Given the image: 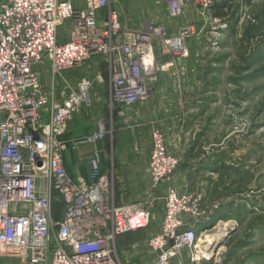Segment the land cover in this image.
Here are the masks:
<instances>
[{"label":"built area","instance_id":"obj_1","mask_svg":"<svg viewBox=\"0 0 264 264\" xmlns=\"http://www.w3.org/2000/svg\"><path fill=\"white\" fill-rule=\"evenodd\" d=\"M153 1L164 11L163 24L175 21L173 27L147 13L144 26L126 22L118 0H0V257L19 264H132L119 260L116 242L148 230L152 196L117 204L115 169L102 170V149L87 157L86 178L69 175L64 153L106 137L101 118L88 133L67 134L74 115L91 106L95 83L105 86L114 124L128 125L127 110L152 93L159 69L176 67L182 76L188 41L199 33L195 23L180 21L184 5L204 17L219 0ZM222 19L213 17L215 23ZM93 57L100 64L93 78L72 83L64 75ZM159 57L167 60L160 64ZM44 63L50 88L36 69ZM179 164L161 131L152 128L150 184L167 186L159 231L144 239L152 254L147 264L209 259H201L196 245L194 227L204 218L200 197L169 184ZM56 203L62 204L59 214Z\"/></svg>","mask_w":264,"mask_h":264},{"label":"rangeland","instance_id":"obj_2","mask_svg":"<svg viewBox=\"0 0 264 264\" xmlns=\"http://www.w3.org/2000/svg\"><path fill=\"white\" fill-rule=\"evenodd\" d=\"M118 1L122 6V19L126 22L128 19L133 25L147 24L149 21L141 18L145 13L149 19L163 26L171 24L173 27L175 23L168 20L163 24V20L167 19L155 1L152 5L147 2L149 0ZM251 1L227 0L228 16L222 17L219 23L213 21L211 11L202 17L190 3L192 13L188 16L189 22L196 24L199 33L188 42L189 57L183 65L184 74L178 77L176 67L159 69L153 87L155 89L163 82L170 84L167 92L175 95L180 113L186 117L183 124L180 122L181 135H185L186 143L180 148L187 149V158L184 156L180 160L177 170L187 167L188 176L192 172L202 173L207 181L205 196L200 190L202 187L196 185L190 192L200 197L203 211V220L194 227L198 255L201 259L209 258L202 264H211L209 261L217 257L225 245H228L223 259L225 263L227 258L237 261L256 256L259 259H254H261L259 263L264 264V0ZM63 26L58 28L59 39L64 34ZM98 63L93 70L85 63L78 69L64 72V75L71 74L68 75L72 78L71 82L82 77L93 78L100 71ZM38 68L41 69V83L50 88L47 63L39 64ZM186 82L192 83L194 90H177L181 83ZM202 84L212 89L201 91L199 86ZM91 91H97L102 103L94 101L91 94L92 104L86 109L90 110L88 112L95 109L91 116L97 114L99 118L91 119L96 122L101 118L104 121L105 140L112 142L121 124L116 125L111 120L105 86L95 83ZM202 92L208 96H201ZM53 96L57 97L56 90ZM97 103L100 106H96ZM152 125L161 131L158 124ZM169 132L173 133L174 129ZM114 186L116 193V183ZM166 186L152 188L149 185L148 193H151L153 205L157 201L163 203ZM157 195L162 196L157 198ZM55 208L60 212L62 204ZM221 208L227 215L225 219H219ZM208 216L213 217L212 221L202 227ZM237 224L245 226L235 234H228L229 229ZM142 241V235L134 238L135 243ZM220 241L223 244L216 245ZM246 245L247 249L243 250ZM116 247L118 258L124 263L118 240Z\"/></svg>","mask_w":264,"mask_h":264},{"label":"crops","instance_id":"obj_3","mask_svg":"<svg viewBox=\"0 0 264 264\" xmlns=\"http://www.w3.org/2000/svg\"><path fill=\"white\" fill-rule=\"evenodd\" d=\"M147 2L151 3V5L153 4V0H149ZM189 4L190 3H186L184 6V13L181 18L183 20H181L183 23H188L190 20V17L188 16L191 15L192 11ZM62 31L64 32V29H62ZM97 59L99 61V58ZM97 59L96 57H93L86 61L87 67L93 70L94 65H96L98 62L96 61ZM166 60L167 59L165 58H158L160 64H163ZM98 67H100L99 63ZM36 69L41 72V69H39L38 66H36ZM68 75L71 74L68 73ZM68 75L65 74L69 81H72V78ZM157 86L158 87L153 89L152 93L145 100L134 105L132 109L127 110V113L131 116L132 119L128 125H124L123 123H121V125L117 128L118 132L114 141L110 142L104 139L99 143L92 145L84 144L81 145L76 151H66L64 153V164L71 177H73L74 179L79 177H87L86 159L93 149L98 148L102 149V170L105 171L109 169L111 165L115 169V202L117 204L137 202L150 196L151 193H148L150 178L147 166L151 149V130L152 128H154V125L152 124L155 123L160 126L161 131L164 135L167 151L170 154L174 155L180 163V160H183L184 156L186 157L187 154V149H183V147L180 148L181 146H185L184 144L186 143L184 140L185 135H181L182 126L180 125V122L183 124L186 121V117L183 113H180V109L176 103L177 98L175 97V95L167 92L170 88V84L163 82L158 84ZM199 89H201V91H204L207 89L211 90L212 88L210 86H204L202 84L199 86ZM162 90H164L165 92L160 93V91ZM177 90H186L188 92H191V90H194V87L192 83L186 82L181 83L180 87ZM157 91L158 94H156ZM91 94L94 101L98 100L99 104L102 103L101 97L97 96V91H92ZM154 94L156 95L153 96ZM204 95L208 96L206 93L202 92L201 96ZM99 104L97 103L96 106H100ZM96 106L94 108H96ZM87 109H82L80 112L75 114L72 120L68 123V137H75L81 134L88 133L93 128V125H96L97 120L95 122L94 119H91L99 118L97 117V114L91 116V114L95 112V109L93 110V112H88L90 110ZM171 129H174L173 133L169 132ZM188 163L189 162H187V164ZM186 169L187 167H184L180 171L177 170L171 180L170 185L176 188L180 193L193 192L192 187H195L196 185L197 187H202L200 188V190L204 193L205 196V188H207V181L205 177H203L202 173L198 172H192V174L188 176L186 173ZM200 178H202L205 182L200 180ZM161 196L157 195L156 197L161 198ZM162 204V202L157 201L155 205L152 206L151 224L146 232H131L118 238V245L123 253L122 258L125 259L126 262L132 264H147L151 260L152 254L146 248L144 239L148 234L156 233L159 231L161 216L163 212ZM220 213L221 218L219 219H225L227 217V215H224V209L221 208ZM218 216L219 213L217 215V218ZM212 218L213 217L208 216L206 224L202 225V227L209 225L212 221ZM236 226L233 225L229 229L230 234L239 232V229L245 225L237 224ZM204 229H206V227ZM243 229L245 230V228ZM141 235L143 236V241L141 243H135L134 238ZM248 245L243 246L242 249H247ZM126 248L128 251L126 250L124 252ZM227 249L228 245L222 246L220 252L218 253L219 256H215L209 262H211V264H260L259 262L261 259L255 260L254 258L259 259V257L256 256H251L252 258H250V256L248 258L243 257L241 260L238 259L237 261L227 258V261L225 263L223 259L224 253L227 251ZM184 255H187V251H184ZM0 264H19V262L15 258L0 257Z\"/></svg>","mask_w":264,"mask_h":264},{"label":"trees","instance_id":"obj_4","mask_svg":"<svg viewBox=\"0 0 264 264\" xmlns=\"http://www.w3.org/2000/svg\"><path fill=\"white\" fill-rule=\"evenodd\" d=\"M228 3H227V0H219L217 2H215L212 7L210 8L211 9V12L213 13L214 16H217V17H224V16H228ZM236 19H234L233 22H231V24H233L235 22ZM55 207H58L59 205H61L60 203H56L54 204ZM55 210L57 211V213L59 214L58 210L55 208Z\"/></svg>","mask_w":264,"mask_h":264},{"label":"water","instance_id":"obj_5","mask_svg":"<svg viewBox=\"0 0 264 264\" xmlns=\"http://www.w3.org/2000/svg\"><path fill=\"white\" fill-rule=\"evenodd\" d=\"M228 234H230V232ZM218 244L222 245L223 244V241H220V243H217L216 245H218Z\"/></svg>","mask_w":264,"mask_h":264},{"label":"bare ground","instance_id":"obj_6","mask_svg":"<svg viewBox=\"0 0 264 264\" xmlns=\"http://www.w3.org/2000/svg\"><path fill=\"white\" fill-rule=\"evenodd\" d=\"M203 255H206V253H203Z\"/></svg>","mask_w":264,"mask_h":264}]
</instances>
